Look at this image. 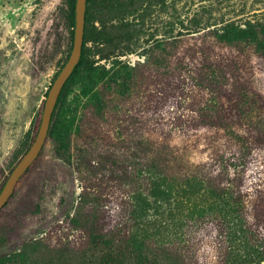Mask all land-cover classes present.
Returning a JSON list of instances; mask_svg holds the SVG:
<instances>
[{"label":"trees","instance_id":"16d2710c","mask_svg":"<svg viewBox=\"0 0 264 264\" xmlns=\"http://www.w3.org/2000/svg\"><path fill=\"white\" fill-rule=\"evenodd\" d=\"M114 1L116 11H108L106 16L112 15L115 21L96 29L90 24V12L98 3L86 0L80 58L59 92L47 132L53 152L69 168L106 169L130 187L124 230L101 231L93 213L87 212V244L77 264H189L187 234L207 223L215 226L223 264H261L264 193L252 200L249 212L227 162L241 160L254 145L264 147V95L252 88L248 78L228 70L231 65L235 69L243 66L238 65L239 56H218L214 50L241 52L264 66V20H228L197 29L194 17L191 28L173 33L175 24H184L172 12L164 38L142 46L143 23L125 18L135 17L142 0ZM150 1L166 6L165 0ZM56 11L69 29L70 50L75 0H63ZM53 32L47 47L33 55V66L39 70L49 64L60 43L61 31ZM129 54L140 59L134 63L120 60ZM94 55L99 58L94 60ZM187 59L196 85L206 96L198 116L213 134L203 156L189 146L152 138L141 128L108 143L104 140L105 144L102 137L89 133L88 113L99 120L110 109L119 112L120 105L139 91L147 72L166 73L172 66L181 68ZM37 129L36 124L30 125L8 157L9 174L30 147ZM78 199L87 201L83 195ZM0 246L6 250L0 254V264H38L26 246L11 250L2 241Z\"/></svg>","mask_w":264,"mask_h":264},{"label":"rangeland","instance_id":"374dc122","mask_svg":"<svg viewBox=\"0 0 264 264\" xmlns=\"http://www.w3.org/2000/svg\"><path fill=\"white\" fill-rule=\"evenodd\" d=\"M62 1L0 0V189L9 175L8 157L30 125H39L47 92L71 51L69 29L56 11ZM96 1L97 8L90 12V24L99 29L102 23L105 27L115 21L112 15H106L108 11L114 13L117 6L114 0L106 4L103 0ZM165 1L166 6L161 7L142 0L136 6L135 17L124 16L143 23L146 32L140 41L142 46L164 38L172 12L184 24L183 27L175 24L173 33L191 28L194 17L198 21L197 29L228 20H264V0ZM57 29L61 31L60 43L49 64L39 70L33 66V55L47 47L50 33ZM86 45L92 46L90 42ZM214 53L229 55V58L239 56L238 65L243 66L235 69L231 65L228 70L248 78L252 88L264 95L263 65L241 52L239 55L236 51L231 54L215 49ZM98 58L94 55V60ZM139 59L136 54L120 57L131 63ZM188 59L181 68L172 66L166 73L147 72L139 91L120 105L119 112L110 109L99 120L88 113L89 133L108 143L141 128L152 138L189 146L199 157L203 156L213 141V134L202 126L198 116L197 110L206 96L194 81ZM95 148L99 150L100 144ZM227 164L235 173L233 181L241 187L247 210L251 212L252 200L264 193V147L254 145L241 160ZM88 168L84 165V169L75 171L66 166L46 137L39 154L0 209V241L5 248L19 250L26 246L38 264H77L87 244L84 219L89 210L97 229L124 230L130 187L116 173L106 169L88 171ZM82 195L86 203L78 199ZM215 231L211 223L190 230L185 244L189 264H223ZM3 248L0 246V254L6 251Z\"/></svg>","mask_w":264,"mask_h":264},{"label":"water","instance_id":"95a60500","mask_svg":"<svg viewBox=\"0 0 264 264\" xmlns=\"http://www.w3.org/2000/svg\"><path fill=\"white\" fill-rule=\"evenodd\" d=\"M85 7L86 0H75L73 41L69 57L65 62L64 66L57 74V76L55 77L53 83L51 84L47 92L40 122L33 142L31 143L28 150L16 163L0 190V209L5 205L6 201L10 197L19 178L39 154L43 143L47 137L51 114L59 92L79 61L83 42Z\"/></svg>","mask_w":264,"mask_h":264}]
</instances>
